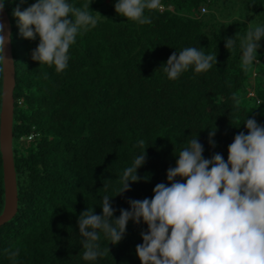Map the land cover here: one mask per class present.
Instances as JSON below:
<instances>
[{
    "label": "trees",
    "instance_id": "trees-1",
    "mask_svg": "<svg viewBox=\"0 0 264 264\" xmlns=\"http://www.w3.org/2000/svg\"><path fill=\"white\" fill-rule=\"evenodd\" d=\"M35 2L6 0L4 5L15 66L18 204L14 217L0 226V264H13L6 249H19L15 264H141L136 246L147 230L143 222L129 221L116 245L101 233L100 248L108 246L110 254L85 261L78 217L88 207L102 214L105 195L113 198V219L120 209H130L129 200L151 199L196 136L204 158L220 153L227 161L234 137L247 134L246 119L264 125V40L257 52L260 63L247 69L239 47L250 23L264 26V0H161L158 10L145 12L151 23L144 25L119 16L117 0H67L76 7L90 4L97 23L79 31L62 72L34 62L31 52L39 39L20 36L13 10ZM235 9L240 15L229 11ZM237 33L236 47L226 49L225 40ZM186 47L215 53L217 64L169 80L161 67ZM1 90L0 52V107ZM209 131H215V147ZM144 148L140 181L119 195L123 171ZM3 206L0 154V214Z\"/></svg>",
    "mask_w": 264,
    "mask_h": 264
},
{
    "label": "clouds",
    "instance_id": "clouds-1",
    "mask_svg": "<svg viewBox=\"0 0 264 264\" xmlns=\"http://www.w3.org/2000/svg\"><path fill=\"white\" fill-rule=\"evenodd\" d=\"M5 3L6 0H0V12ZM160 7L161 0H117L114 5L119 16L141 25L151 23L146 11ZM89 9L90 4L76 7L67 0H36L23 11L16 7L13 16L18 21L20 36L30 41L39 39L31 59L40 66L64 71L70 46L79 31L97 23ZM2 31L0 25L3 53L6 40ZM237 39L238 33L227 38L225 48L234 49ZM261 40L264 26L253 27L250 23L245 36L239 39L245 69L260 63L257 52ZM214 64L215 53H206L201 47H186L179 53L174 51L161 68L169 80H176L190 68L204 73ZM243 124L247 134L239 132L234 137L228 146L227 161L220 153L204 158L203 145L196 136L176 156L175 167L167 170V183H158L151 199L129 200L130 209H120L116 219L110 203L113 198L108 195L102 198V214H95L89 207L82 212L77 223L83 237V260L96 261L110 254L108 246L100 248L101 233L110 244H119L131 221L147 226L140 233L143 243L136 246L141 264H264V125L255 118L246 119ZM215 131H209L212 147ZM144 144L139 141L141 147ZM146 159L144 148L123 171L119 195L140 181L137 170ZM5 251L15 264L19 249Z\"/></svg>",
    "mask_w": 264,
    "mask_h": 264
},
{
    "label": "water",
    "instance_id": "water-1",
    "mask_svg": "<svg viewBox=\"0 0 264 264\" xmlns=\"http://www.w3.org/2000/svg\"><path fill=\"white\" fill-rule=\"evenodd\" d=\"M0 25L3 26L2 34L6 40L3 53L1 52L0 154L4 185V206L0 214L1 226L14 217L18 204L16 172L13 158V90L15 87V66L11 47V22L5 7L0 12Z\"/></svg>",
    "mask_w": 264,
    "mask_h": 264
},
{
    "label": "rangeland",
    "instance_id": "rangeland-1",
    "mask_svg": "<svg viewBox=\"0 0 264 264\" xmlns=\"http://www.w3.org/2000/svg\"><path fill=\"white\" fill-rule=\"evenodd\" d=\"M221 4H223L224 5V3H221ZM233 5V4H232ZM229 11H231L232 12V14H235V15H240V12H239V10L238 9H235V10H229ZM257 68V70H258V67H256Z\"/></svg>",
    "mask_w": 264,
    "mask_h": 264
},
{
    "label": "built area",
    "instance_id": "built-area-1",
    "mask_svg": "<svg viewBox=\"0 0 264 264\" xmlns=\"http://www.w3.org/2000/svg\"><path fill=\"white\" fill-rule=\"evenodd\" d=\"M203 12H204V10H203Z\"/></svg>",
    "mask_w": 264,
    "mask_h": 264
}]
</instances>
